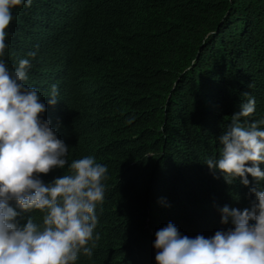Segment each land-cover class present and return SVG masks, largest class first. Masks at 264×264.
<instances>
[{
    "label": "trees",
    "instance_id": "obj_1",
    "mask_svg": "<svg viewBox=\"0 0 264 264\" xmlns=\"http://www.w3.org/2000/svg\"><path fill=\"white\" fill-rule=\"evenodd\" d=\"M12 15L0 60L14 71L36 52L25 84L46 106L41 120L69 163L90 156L108 169L100 239L75 264H156L155 234L169 223L211 238L232 227L223 207H251L253 178L227 184L205 161L219 158L241 102H256L243 123L264 120V0H32ZM10 205L19 225L40 222Z\"/></svg>",
    "mask_w": 264,
    "mask_h": 264
},
{
    "label": "clouds",
    "instance_id": "obj_2",
    "mask_svg": "<svg viewBox=\"0 0 264 264\" xmlns=\"http://www.w3.org/2000/svg\"><path fill=\"white\" fill-rule=\"evenodd\" d=\"M32 0H0V57L7 47L6 29L13 9L31 7ZM32 51L20 59L14 71L0 60V264H75L79 254L91 257L95 248L94 229L98 223L97 203L105 195L106 165L93 157L69 163V147L57 138L50 121L41 120L46 106L35 88L27 87ZM57 86L51 87L49 105H55ZM243 95L248 96V93ZM255 99L241 102L231 123L219 137L218 159L208 158L207 167L219 172L227 184L240 178L247 187L251 176L255 184L250 208L223 207L221 223H231L227 231L211 238L182 236L169 223L155 234L156 264H264V120L243 123L255 112ZM67 171L51 183L38 177L53 169ZM40 212L39 223L29 215L24 225L20 214ZM250 221L252 223H250ZM89 241H92L89 247Z\"/></svg>",
    "mask_w": 264,
    "mask_h": 264
}]
</instances>
